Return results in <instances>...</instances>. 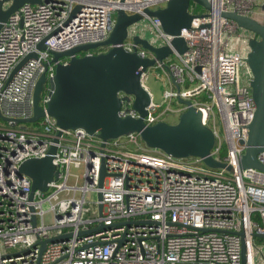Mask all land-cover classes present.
Returning a JSON list of instances; mask_svg holds the SVG:
<instances>
[{"label":"built area","instance_id":"built-area-1","mask_svg":"<svg viewBox=\"0 0 264 264\" xmlns=\"http://www.w3.org/2000/svg\"><path fill=\"white\" fill-rule=\"evenodd\" d=\"M117 1L26 3L0 29V111L11 119L0 117V264H243L244 239L246 264H256L254 233L264 234V170L240 168L256 112L248 65L255 34L222 12L254 17L264 0H209L211 11L191 4L196 16L180 34L187 51L154 66L168 78L162 104L146 83L148 71L143 74L152 96L145 122L166 121L170 112L180 115L185 105L179 98L192 99L202 111L203 123L215 133L213 156L230 170L204 166L199 157L150 152L138 133L103 140L82 128L63 129L48 113L36 123L14 121L34 115V90L44 73L41 105L46 109L49 81L56 74L53 51L109 37ZM159 1L127 0L124 7L129 13L143 12ZM76 5L81 7L70 18ZM261 14L263 19L264 11ZM147 21L151 33L145 38L155 46L175 38L163 31L160 19ZM140 23L130 27L124 46L130 51L136 46L143 57H153L134 43L133 36L141 35ZM42 41L45 49L38 48ZM101 51L102 47L80 55ZM32 52L37 57L12 75ZM121 96L119 115L138 117L134 96ZM53 145L57 175L46 191L33 190L31 177L19 168L31 158L49 155ZM258 158L264 165V150ZM103 164L107 173L100 187ZM82 165L83 184L69 185L71 177H79L72 167ZM53 237L60 238L48 241L41 251V241Z\"/></svg>","mask_w":264,"mask_h":264},{"label":"water","instance_id":"water-1","mask_svg":"<svg viewBox=\"0 0 264 264\" xmlns=\"http://www.w3.org/2000/svg\"><path fill=\"white\" fill-rule=\"evenodd\" d=\"M49 0H1L0 1V29L9 18L22 5L26 3L41 4ZM127 0H118L116 23L109 35L103 41L87 43L63 52L53 51L52 62L56 63V74L50 79L49 100L46 109L41 105L42 94L47 83L46 74H42L34 90V115L29 118L14 119L15 122L36 123L48 113L57 119L58 125L63 129L82 128L92 135H98L103 140L119 138L130 133H138L142 141L150 148L163 151L179 158L199 157L211 168L232 167L217 160L212 149L215 144V133L203 123V114L192 99L179 98L185 109L180 113L176 123L159 121L149 125L144 118L147 107L152 101L150 91L144 86L143 74L156 66L157 62L175 52L183 54L187 51V42L181 37L183 28H190L196 14L191 13V4L197 3L205 10L211 11L209 0H160L153 7H146L143 12L129 13L124 5ZM7 7L4 8V4ZM76 5L70 18L79 11ZM264 10V4L262 6ZM222 15L233 19L240 26L255 34L250 40L248 65L253 79L251 87L256 103L255 117L249 126V139L245 154L241 157L240 168H259L264 165L259 161L258 155L264 150V17L256 19L236 12L223 11ZM158 18L164 32L174 35L170 44L160 47L152 44L148 38L135 34L134 43L142 45L151 51L153 57H143L138 53L137 47L130 51L124 42L130 38L129 29L150 18ZM46 40V39H45ZM102 47L104 51L94 54L80 55L84 51ZM39 49H45L44 41L38 44ZM37 53L32 52L25 56L14 68L12 75L29 59L36 58ZM69 58L62 63L61 58ZM134 96L133 107L139 116L119 115L123 105V97ZM0 117H5L0 111ZM61 131L58 135H61ZM58 142V138H55ZM56 145L50 149V154L44 158H31L21 164L19 172L32 179L33 190L46 191L48 184L57 175L53 164L52 153ZM103 164L100 175V187L103 186L106 176ZM102 199V193L98 194ZM100 209L102 205L100 204ZM84 233V232H83ZM244 239V233H241ZM65 235L62 237H66ZM255 237H264V234L254 233ZM53 237L41 241V251L48 241L59 239ZM246 242L243 240V264H246Z\"/></svg>","mask_w":264,"mask_h":264},{"label":"rangeland","instance_id":"rangeland-1","mask_svg":"<svg viewBox=\"0 0 264 264\" xmlns=\"http://www.w3.org/2000/svg\"><path fill=\"white\" fill-rule=\"evenodd\" d=\"M8 5V3L6 4V6ZM203 10H205L203 8ZM131 37V36H130ZM243 65L241 66V71H243ZM158 72L160 73V75H158ZM148 78L146 80V83L148 84V86L151 88V90L154 92V99L157 103L162 104L163 103V90L166 88V85L164 84V82L166 80H168L167 76L162 72L161 69H157V67H152L148 70ZM242 75H244V73L242 72ZM176 106H180V105H176ZM165 107V105H164ZM184 107V106H182ZM179 120V114L177 112H170L169 115H166V121L170 122V123H176ZM31 125V124H29ZM143 146L146 148V150L150 151V152H157L156 149H152L150 147H148L143 141H142ZM202 165L206 166L205 163H203ZM72 173L77 174L79 177L78 179L76 177H71L69 179V185H82L83 184V173L85 172V167L84 165H82L80 168L76 169L74 167H72L71 169ZM65 196V192H62L60 194V197H64ZM47 221H50V215H46L45 218ZM255 259H256V264H264V257H263V247L261 245H256V251H255Z\"/></svg>","mask_w":264,"mask_h":264},{"label":"crops","instance_id":"crops-1","mask_svg":"<svg viewBox=\"0 0 264 264\" xmlns=\"http://www.w3.org/2000/svg\"><path fill=\"white\" fill-rule=\"evenodd\" d=\"M139 32L141 33V35L142 36H146V37H149L150 36V30L151 29H149V21H147V20H144L143 22H141L140 24H139ZM166 82V81H165ZM165 82H164V84H165ZM148 85V84H147ZM149 89H150V91L153 93V95H155L154 94V92L151 90V88L149 87ZM155 97V96H154Z\"/></svg>","mask_w":264,"mask_h":264},{"label":"trees","instance_id":"trees-1","mask_svg":"<svg viewBox=\"0 0 264 264\" xmlns=\"http://www.w3.org/2000/svg\"><path fill=\"white\" fill-rule=\"evenodd\" d=\"M196 10H200V11H202V10H203V7L200 6L199 4H197V5H196ZM258 10H260L261 12L264 11L262 7H259ZM260 11H259V12H260ZM259 12H256V14L254 15V18H256V19H260V18L262 17L261 12H260V13H259ZM255 239H256V243H257L258 245L263 246V248H264V237H256Z\"/></svg>","mask_w":264,"mask_h":264}]
</instances>
